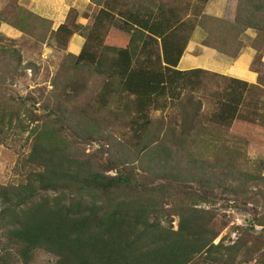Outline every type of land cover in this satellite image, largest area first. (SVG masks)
<instances>
[{"label":"trees","instance_id":"trees-1","mask_svg":"<svg viewBox=\"0 0 264 264\" xmlns=\"http://www.w3.org/2000/svg\"><path fill=\"white\" fill-rule=\"evenodd\" d=\"M208 1L90 0L97 11L83 29L66 22L52 30L22 6L11 18L0 13L1 24L50 48L66 50L75 34L84 40L62 60L52 90L39 91V114L34 98L0 91V143L27 134L29 146L16 162L19 180L0 185V264H31L37 252L54 264H236L251 236L215 244L225 225L213 207L264 200V153L252 162L246 140L224 134L246 120V94L261 88L176 68L197 28L203 46L232 59L247 29L264 50V0H233L230 21L205 15ZM26 69L38 74L18 49L0 45V87ZM206 78L222 82L209 116L194 96ZM91 80L100 81L97 92ZM247 105L263 127L264 104ZM165 111L169 125L152 117ZM109 118L120 120L118 137L103 134ZM68 134L94 140L98 152L83 154ZM254 225L264 248V219Z\"/></svg>","mask_w":264,"mask_h":264},{"label":"rangeland","instance_id":"rangeland-1","mask_svg":"<svg viewBox=\"0 0 264 264\" xmlns=\"http://www.w3.org/2000/svg\"><path fill=\"white\" fill-rule=\"evenodd\" d=\"M30 0H0V13L4 12L7 17H12L11 15L22 6L30 11L28 6ZM89 6H79L77 8H72L71 3L65 2L66 7L69 9L65 17L64 23H71L73 26H80L81 29L88 28L89 23L92 22L97 9L89 1ZM72 13H69L70 11ZM48 20V19H47ZM50 21V20H49ZM63 23V24H64ZM72 26V27H73ZM52 30L53 24H52ZM79 32V31H78ZM77 32V33H78ZM117 33L115 30H111V33ZM115 33V34H116ZM79 34V33H78ZM77 35V34H75ZM79 36V35H78ZM83 39V38H82ZM76 41L78 39H75ZM0 45L5 47H15L21 52L24 64L30 62L38 69V74L34 76L31 69H26L24 71L25 76L21 79H16L12 82L7 81L4 87H0V91L5 93V95H12L14 97L24 98L27 103L32 102L34 98L36 113L39 114L38 108L42 105V99L39 98V91L49 92L52 90L51 82L53 80L54 74L59 68L62 60L71 54L68 49L63 50L60 48H50L48 42L44 44H39L36 42L35 38L28 35H22L19 33L18 37H5L0 33ZM263 49V48H262ZM259 66H255L253 69H257ZM88 76L86 77V80ZM206 86L198 89L194 96L201 100L202 104V115L209 116L214 111V104L216 101L215 94L220 92L222 85L221 81L217 79L206 78L204 80ZM100 81L94 82L91 80L88 83V87L97 92V87ZM260 90V91H259ZM1 95V94H0ZM254 101L264 104V91L261 89H251L250 93L246 94V105L245 109L241 112V115L246 118V120H239L233 124L230 129L224 131L228 137L233 135L234 137L242 138L246 140L247 147L245 151L250 161L256 162L259 160L264 153V126L260 127V123L257 122V118L253 115L252 105L248 107L247 103L253 104ZM33 103H30L32 106ZM170 112H157L152 115L153 118L159 119L168 123L170 120ZM120 120L109 118L107 127L103 129V134H111L112 136L118 137L120 131H124L121 127ZM178 125L182 123L180 119L177 118ZM201 124L205 127H210L208 121L202 120ZM258 127L260 129L258 130ZM213 128V127H210ZM27 134L20 135H10L4 143H0V185L5 186L7 184L15 183L19 180L17 172H21V169H17L15 172V166L18 158L26 155L29 151L28 143H26ZM69 139L76 144V147L83 154H96L99 150V143L94 140L88 141L85 139L81 140L78 138L70 137ZM98 155V154H97ZM113 175V174H111ZM264 176V173H263ZM213 209L217 212L218 220L225 225V228L221 232L219 238L214 242L218 243L222 237L225 245H232L234 242L241 237L242 234H248L251 237L246 238L247 243H242L243 248L236 257V264H258L264 262V248L260 242V237L263 235V230L261 227L254 225L255 220L264 219V200L259 199L254 202V204H242V203H226L224 201L216 202ZM255 218V219H254ZM251 224L253 230L249 232L245 231L246 225ZM173 227L176 229V219H174ZM246 232V233H245ZM2 232L0 233L1 236ZM245 241V242H246ZM247 260V262H244ZM55 259L52 256L44 254L42 252H37L31 264H54ZM191 264H208L202 260H195Z\"/></svg>","mask_w":264,"mask_h":264},{"label":"crops","instance_id":"crops-1","mask_svg":"<svg viewBox=\"0 0 264 264\" xmlns=\"http://www.w3.org/2000/svg\"><path fill=\"white\" fill-rule=\"evenodd\" d=\"M89 1L30 0L28 9L35 15L50 20L54 30H56L64 23L69 10L65 2L73 4L72 8H77L79 6H89ZM232 6L233 0H209L205 6L204 14L209 17L230 21ZM0 33L5 37H18L19 35V32L1 23ZM205 37V33L201 29H195L177 65L176 69L178 71L202 70L211 74L239 80L248 85L258 86L264 90V87L258 84L259 76L264 72V50L256 51L252 47V43L256 38L254 30L247 29L240 35L239 40L242 43V48L235 59L203 46L202 43ZM75 39L78 40L76 41ZM83 43L84 40L80 36L73 35L67 49L72 55H77ZM255 60L256 66H259L257 69H253Z\"/></svg>","mask_w":264,"mask_h":264}]
</instances>
